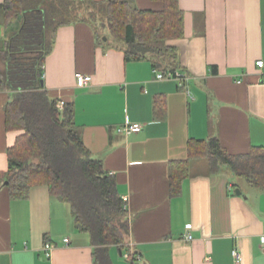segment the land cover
<instances>
[{"label":"crops","instance_id":"crops-1","mask_svg":"<svg viewBox=\"0 0 264 264\" xmlns=\"http://www.w3.org/2000/svg\"><path fill=\"white\" fill-rule=\"evenodd\" d=\"M130 1L140 9L163 6ZM178 5L183 36L165 43L177 48L185 87L157 79L148 59L126 60L121 44L98 38L82 21L56 29L43 85L50 97L72 102L84 145L113 175L124 200L129 233L124 250L109 247L113 264H264L261 188L226 166L213 172L205 158L190 160L177 195L170 194L168 178L169 162L187 157L190 138L216 137L230 154L264 146V0ZM8 29L0 10V38ZM77 72L90 76L87 86L76 85ZM8 97L0 91V264H93L89 234L75 228L69 205L52 197L46 184L32 186L26 198L10 197L7 151L20 131L5 129ZM155 99L162 102L160 117ZM135 122L140 131L121 130Z\"/></svg>","mask_w":264,"mask_h":264},{"label":"trees","instance_id":"trees-1","mask_svg":"<svg viewBox=\"0 0 264 264\" xmlns=\"http://www.w3.org/2000/svg\"><path fill=\"white\" fill-rule=\"evenodd\" d=\"M160 10L140 9L130 0H3L0 10L8 29L0 38V91L8 92L4 105L5 129L20 131L8 148L5 173L13 199L28 196L32 186L46 184L52 197L69 205L75 228L89 234L93 264H113L109 247L125 249L129 233L124 200L113 175L91 156L74 123L72 102L57 107L43 80V65L59 26L89 23L98 38L95 21L102 17L110 38L123 46L126 60L148 59L162 71L183 70L169 39L183 36V12L178 0H160ZM15 24V25H13ZM100 40V39H99ZM162 116V102L154 100ZM205 158L213 172L226 166L236 177L264 191V146L230 154L216 137L190 138L187 157L169 162V192L177 195L189 174V162ZM127 260L133 261L129 254Z\"/></svg>","mask_w":264,"mask_h":264},{"label":"built area","instance_id":"built-area-1","mask_svg":"<svg viewBox=\"0 0 264 264\" xmlns=\"http://www.w3.org/2000/svg\"><path fill=\"white\" fill-rule=\"evenodd\" d=\"M256 66L261 67L263 65V61L262 60H257L255 62ZM155 71V76L157 79H174L177 81L178 85L181 87H185L186 81H187V75L181 71V70H175V71H161L158 69H154ZM262 81L264 82V74L262 76ZM75 82L76 85L78 87H85L88 85V83L90 82V76L82 74V73H75ZM64 105V101L63 100H58L57 101V107L58 108H62V106ZM142 129V125L140 123H131L128 125H125L121 128L122 131L126 132V133H130V132H137L140 131ZM185 239L190 240L191 239V235L186 233L184 236ZM63 241L65 243H68L69 239L68 238H64ZM260 243L261 246L264 250V235H262L260 237ZM52 247V244L50 243H45L44 244V248L45 249H50ZM232 256L235 258V261L239 262L241 260V256L239 254V252L235 249H233L231 251ZM125 258H129V254L126 253L124 254Z\"/></svg>","mask_w":264,"mask_h":264},{"label":"rangeland","instance_id":"rangeland-1","mask_svg":"<svg viewBox=\"0 0 264 264\" xmlns=\"http://www.w3.org/2000/svg\"><path fill=\"white\" fill-rule=\"evenodd\" d=\"M104 22H105V20L100 16L95 21V26H96L97 32L99 35H101L102 39L106 38V37L110 38L107 28L102 26L104 24ZM204 160H206V159H204ZM235 180H236V178H235Z\"/></svg>","mask_w":264,"mask_h":264},{"label":"water","instance_id":"water-1","mask_svg":"<svg viewBox=\"0 0 264 264\" xmlns=\"http://www.w3.org/2000/svg\"><path fill=\"white\" fill-rule=\"evenodd\" d=\"M105 39V38H104ZM41 85H43V81L41 80ZM235 192L237 193V194H239L240 193V190H239V188H236L235 189Z\"/></svg>","mask_w":264,"mask_h":264}]
</instances>
